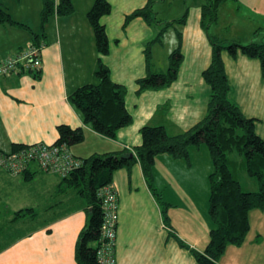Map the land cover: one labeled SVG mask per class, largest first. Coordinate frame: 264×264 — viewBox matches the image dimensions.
I'll list each match as a JSON object with an SVG mask.
<instances>
[{
  "label": "crops",
  "instance_id": "1",
  "mask_svg": "<svg viewBox=\"0 0 264 264\" xmlns=\"http://www.w3.org/2000/svg\"><path fill=\"white\" fill-rule=\"evenodd\" d=\"M94 1L73 0L72 14L49 18L43 28L38 68L0 76L1 152L10 153L13 144H54L57 127L66 125L83 129L84 140L69 147V151L86 159L140 146L139 130L143 126H163L169 135H178L205 117L209 87L202 72L211 62L212 47L201 21L202 8L211 0H180L174 12L167 15V23L186 17L184 24L169 26L160 42L150 45L149 67L153 72L167 70L180 33L182 62L177 78L163 89L140 93L136 81L147 73L146 46L161 30L141 18L127 25L124 20L148 0H107L111 12L101 18L109 42L105 56L98 54L87 20ZM166 1L155 0L152 9L162 12L159 4ZM175 1L168 0L171 4ZM1 2L15 22L29 28L26 31L0 24L3 58L29 47L33 41L30 32L41 34L42 2ZM261 33L264 36V0H225L217 7L216 22L208 28L211 37L240 44L259 43L261 39L256 40V36ZM99 58L109 69L111 81L126 88L125 107L132 116V123L113 139L84 125L68 102V96L78 88L98 84L95 72ZM222 60L230 86L229 99L245 118L256 120L255 132L264 140V75L260 62L240 53L233 58L226 52ZM188 153V161L167 154L155 158V192L138 163L113 174L118 203L115 264H197L190 250L202 253L213 229L208 213L212 162L202 145L190 147ZM61 180L35 164L17 175L0 168V210L3 204L9 210L32 209L36 215L28 218L40 219L21 236L15 229V237L0 247V264H76L75 245L87 222L88 210L85 200L74 190L58 191ZM161 202L167 205L168 224ZM7 219L18 225L14 214ZM249 224L243 244L228 246L218 264H264V209L251 211Z\"/></svg>",
  "mask_w": 264,
  "mask_h": 264
},
{
  "label": "trees",
  "instance_id": "2",
  "mask_svg": "<svg viewBox=\"0 0 264 264\" xmlns=\"http://www.w3.org/2000/svg\"><path fill=\"white\" fill-rule=\"evenodd\" d=\"M225 0H211L202 8V27L207 32L211 47V62L202 72V77L209 87L207 113L193 128L178 135H169L163 126H143L139 130L141 145L132 150L124 149L115 153L91 155L82 159V166L69 176L61 178L58 191L74 190L86 202L88 219L77 237L74 259L76 264H99L96 252L102 244L101 227L103 210L97 191L112 182L113 174L120 169H130L134 164L141 166L149 187L155 192L153 166L155 158L167 154L174 159L189 160L188 149L205 145L211 162L212 172L209 175V218L213 229L202 253L190 250L197 264H218L228 246L239 247L249 232V214L254 210L264 209V140L255 132V119L245 118L239 108L229 99L230 86L225 73L222 53L226 52L235 58L238 53L260 62L264 75V43L251 42L240 44L232 41H219L208 34V28L216 22L218 5ZM40 13L41 34L32 32L31 45L38 47L44 32L43 28L49 18L64 17L73 13V0H41ZM155 0L126 16L124 25L135 18H141L147 24L158 23L153 13ZM111 12L107 0H95L87 13V20L93 30L95 45L100 56L109 53V42L101 18ZM185 15L179 20L166 23L156 39L146 46V75L137 80V92L159 90L171 85L177 78L182 62L180 51V33L177 34L179 45L169 56V65L165 72H153L149 67L150 45L160 42V38L169 26L174 23L184 24ZM209 20L207 25L206 20ZM0 24L11 25L29 31L23 24L15 22L0 0ZM97 85H85L68 96V102L81 118L84 125L95 133L113 139L116 133L132 123V116L125 107L126 88L111 81L109 69L99 58L95 72ZM58 138L54 144L67 148L84 140L82 128L72 129L66 125L57 127ZM27 146L13 144L10 153H16ZM236 154L242 157L248 177L257 184V191H245L235 179L231 168L235 162L230 158ZM5 153L0 151V156ZM242 164V162H241ZM160 200V198H158ZM164 221L167 205L161 202ZM32 209H23L14 213L16 219L35 216ZM182 248H187L177 240Z\"/></svg>",
  "mask_w": 264,
  "mask_h": 264
},
{
  "label": "built area",
  "instance_id": "3",
  "mask_svg": "<svg viewBox=\"0 0 264 264\" xmlns=\"http://www.w3.org/2000/svg\"><path fill=\"white\" fill-rule=\"evenodd\" d=\"M43 45H30L20 54L0 58V76L8 77L21 71H29L40 66V51ZM82 159L75 157L64 145L34 144L19 152L0 156V168L10 174L25 172L31 164L45 173L56 174L60 178L69 176L82 166ZM97 197L101 200L103 223L101 240L96 256L99 264H115L116 229L118 221L117 191L113 182L100 188Z\"/></svg>",
  "mask_w": 264,
  "mask_h": 264
},
{
  "label": "rangeland",
  "instance_id": "4",
  "mask_svg": "<svg viewBox=\"0 0 264 264\" xmlns=\"http://www.w3.org/2000/svg\"><path fill=\"white\" fill-rule=\"evenodd\" d=\"M178 2H180V0L175 1L174 4H171L170 2H168V0L165 3H161L159 5L160 6V10L162 12H157L154 10L153 8V13L154 17H155V21L158 23H154L153 25L157 26V28L159 30H161L162 28L165 27L166 25V20H169L170 17H167L168 14H171L174 12L176 6L179 4ZM231 2V1H230ZM228 2V4L230 3ZM229 6V5H228ZM162 21V24H161ZM244 22H248V21H244ZM207 25L210 23L209 20H206ZM232 32V31H231ZM211 33V32H210ZM257 39H261V40H257ZM256 40L260 43V41H263L264 43V36L262 35V33L258 36H256ZM221 41V40H219ZM246 43V42H244ZM245 45V44H243ZM164 48L167 49V44L164 45ZM164 48H162V53L164 52ZM165 72V71H164ZM28 146V145H26ZM205 148V145H202ZM230 158L235 162V166L233 168H231V172L233 173V176L235 177V179H237L240 184L242 189H244L245 191H257V184L255 182V180L253 178H250L247 176L245 169H244V164H243V159L241 156L233 154L230 156ZM242 162V164H241ZM253 185V188L252 187ZM6 206L3 204L1 205V210H0V247H4L5 243L7 241H10L11 239H13L12 237H15L16 233H15V229H18V235H22L24 233H26L25 231L28 230L31 226L36 225L40 219H36L35 221H31V219L27 217L18 219V225L16 226L15 223H11L8 219L7 216L10 215V217H13L14 212L19 211V210H9V209H5ZM23 210V209H21ZM5 237H8L7 239Z\"/></svg>",
  "mask_w": 264,
  "mask_h": 264
}]
</instances>
